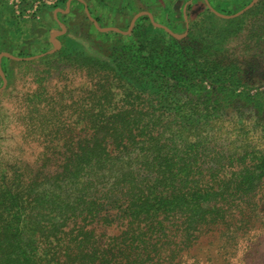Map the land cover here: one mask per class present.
<instances>
[{
    "label": "rangeland",
    "instance_id": "rangeland-1",
    "mask_svg": "<svg viewBox=\"0 0 264 264\" xmlns=\"http://www.w3.org/2000/svg\"><path fill=\"white\" fill-rule=\"evenodd\" d=\"M150 65L163 75L164 94L174 96L162 102L166 117L184 109L223 125L216 143L225 154L262 144L264 0H0L1 228L22 218L13 193L65 187L67 159L109 137L117 111L147 110L156 96H137L127 80ZM237 153L241 163L226 159L213 168L221 179L251 165V156ZM79 221H65L66 232L76 228L69 233L76 245ZM87 228L94 230L87 250L99 257L120 232L101 217ZM197 235L170 260L141 251V264H264V182Z\"/></svg>",
    "mask_w": 264,
    "mask_h": 264
},
{
    "label": "trees",
    "instance_id": "trees-1",
    "mask_svg": "<svg viewBox=\"0 0 264 264\" xmlns=\"http://www.w3.org/2000/svg\"><path fill=\"white\" fill-rule=\"evenodd\" d=\"M157 71L158 65L132 69L130 91L148 97L152 90L156 100L148 101L147 110L117 111L109 137L67 159L65 187L38 184L31 189L34 195L28 189L13 193L9 200L22 218L0 227V264H95L97 259L99 264H141L142 252L170 260L194 246L197 232L258 194L264 182V130L258 149L240 144L225 154L216 143L223 125L184 109L166 117L162 102L174 96L164 94L157 82L163 75ZM238 151L252 157L251 165L221 179L213 168L226 159L241 163ZM207 163L213 166L205 171ZM73 217L81 219L79 245L69 238L76 228L65 231V221ZM97 217L120 228L109 236L111 248L100 257L85 245L94 235L87 227ZM168 230L173 231L170 237Z\"/></svg>",
    "mask_w": 264,
    "mask_h": 264
}]
</instances>
